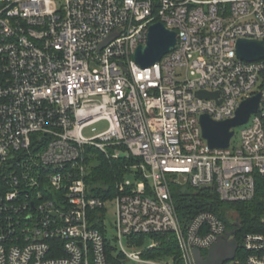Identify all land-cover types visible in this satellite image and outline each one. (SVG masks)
<instances>
[{
    "label": "built area",
    "instance_id": "1",
    "mask_svg": "<svg viewBox=\"0 0 264 264\" xmlns=\"http://www.w3.org/2000/svg\"><path fill=\"white\" fill-rule=\"evenodd\" d=\"M156 23L177 33V46L143 68L135 53ZM241 39L264 41V0H0V264H110L109 232L90 217L109 205L125 264H176L143 257L155 239L128 251L123 239L140 235L171 233L181 264H197L195 250L207 256L231 230L210 211L183 223L171 182L215 189L228 204L255 197L264 58L240 59ZM259 91L240 145L235 135L228 149L212 150L201 116L232 119ZM102 122L106 130L84 135ZM91 148L132 160L136 182L118 181L111 199L92 194ZM236 253L224 264H264V235L247 234Z\"/></svg>",
    "mask_w": 264,
    "mask_h": 264
},
{
    "label": "trees",
    "instance_id": "2",
    "mask_svg": "<svg viewBox=\"0 0 264 264\" xmlns=\"http://www.w3.org/2000/svg\"><path fill=\"white\" fill-rule=\"evenodd\" d=\"M260 89L264 90V73L262 74V83ZM90 153H95V157H89L90 171L87 179L88 187L92 194L102 199H111L116 194V184L118 181L126 178L130 170V159H107L94 149H88ZM140 162V160H137ZM255 197L245 202H233L231 204L221 201L215 189L194 190L186 185L187 191L181 187L172 185V197L175 199L177 210L181 221L185 224L195 215L210 211L218 214L226 223L229 230H236V238L242 242L247 234L264 235V176H256ZM237 213V219L234 221L229 218V213ZM91 226L97 228L107 236L105 226V209L91 210ZM238 221V225L235 223ZM149 238L159 242L158 247L150 249L143 254L145 258L163 260L165 258H174L176 264H181L180 249L178 243L174 240L173 235H140L133 236L131 239L143 246ZM108 259L110 264H125L122 255H117L113 251L111 242L108 240Z\"/></svg>",
    "mask_w": 264,
    "mask_h": 264
},
{
    "label": "water",
    "instance_id": "3",
    "mask_svg": "<svg viewBox=\"0 0 264 264\" xmlns=\"http://www.w3.org/2000/svg\"><path fill=\"white\" fill-rule=\"evenodd\" d=\"M177 42L178 35L175 31L166 28L163 23H156L149 29L147 43L139 45L135 53V60L143 68L153 66L175 49ZM237 54L244 61L261 60L264 58V41L238 40ZM197 95L201 98L212 99L216 98L218 93L201 91ZM262 98L263 92L259 91L255 96L244 100L235 117L229 120L215 121L208 115H202L200 118L202 136L208 142L209 147L212 150L228 149L231 145V139L236 135V128L246 125L251 115L258 113ZM235 224L238 225V221ZM236 232V230H232L226 236L219 238L218 243L208 250L207 256L202 255L199 250H195L193 255H195L196 263L224 264L232 261L236 257L239 248V240L235 237Z\"/></svg>",
    "mask_w": 264,
    "mask_h": 264
},
{
    "label": "rangeland",
    "instance_id": "4",
    "mask_svg": "<svg viewBox=\"0 0 264 264\" xmlns=\"http://www.w3.org/2000/svg\"><path fill=\"white\" fill-rule=\"evenodd\" d=\"M261 83H260V85H261ZM260 85H259V87H260ZM93 127L96 129V131H92ZM107 128H108V123L102 122V123L96 124L92 127L85 129L83 133L87 137H92V136L100 133V131L103 132ZM240 143H241V127L236 128V137L234 139V145L239 146ZM126 154L127 153L125 151H122V153H121L122 157H125ZM126 179H128L129 181H132V182H136V178L132 174L126 175ZM172 185L179 186L184 191H187L186 184H184L183 181L180 179H176V180L172 181L171 187H172ZM229 218L231 219V221L232 220L234 221L235 219H237V213L234 211H231L229 213ZM116 219H117V217L115 216L114 205H109V213L106 214V217H105V226L109 232V240L111 241V244H113L116 247V254L120 255V253H118L120 244H118V241L116 240V236H117V230H115ZM152 240L153 239L149 238L147 241L144 242V245L140 246V247L137 245L138 243H136L134 241L136 243V244H134L128 238H124L122 243L125 245V248L131 252V251H134L136 249L147 250L148 247H150V245H152ZM135 245L138 247H136ZM136 251H139V250H136ZM164 260L169 261L170 258L167 257L163 260H158V261H164ZM126 264H139V263L134 261V262H126Z\"/></svg>",
    "mask_w": 264,
    "mask_h": 264
}]
</instances>
